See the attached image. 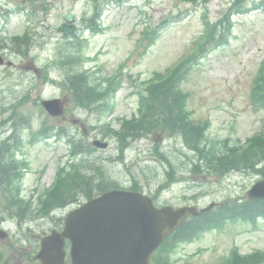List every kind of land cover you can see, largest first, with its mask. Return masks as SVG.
<instances>
[{"label":"rangeland","instance_id":"1","mask_svg":"<svg viewBox=\"0 0 264 264\" xmlns=\"http://www.w3.org/2000/svg\"><path fill=\"white\" fill-rule=\"evenodd\" d=\"M228 5V0H201L198 5L188 0H129L121 5L114 3L103 8L101 16L103 18L100 19L105 28L102 32L86 30L87 18L91 17L90 13L93 11L92 3L81 0L72 6L79 26L78 36H74V40L82 43L86 68L90 71L102 68V73L91 72L96 75H109L118 71L123 64L124 74L133 78L123 79V88L111 98L114 107L105 116L104 121L112 122L113 126L118 128L120 126L118 117H131L138 105V95L128 93L133 88L130 85L131 81L136 80L139 86L155 72L165 71L174 66L191 51L194 41L203 34L205 17L217 20ZM84 14L87 18L83 17ZM175 15H180L181 18L165 26L155 43L146 48V42L141 39L144 27L156 25ZM95 19V24H98L96 16ZM233 21V34L230 36L229 44L217 48L207 46V51L199 55V62L191 67L183 82L184 89L190 93L188 106L193 111V118L197 121L209 119L211 139L218 137L223 142L229 141L231 144L239 140L244 142L256 132L264 131V107L257 106L251 93L257 69L264 59V7L259 6L246 14H236ZM57 36L62 38L63 35L57 33ZM54 50L55 47L49 53L52 55ZM9 86L11 85L0 86L5 87L3 89L5 91L0 93V107L8 106L7 101L15 99L16 96L20 98L29 88L28 85L18 89ZM38 92L36 88V91L30 94V99L34 100ZM43 92L44 97L69 95L61 85L47 86ZM69 108L74 107L71 104ZM23 109L31 113L32 125H35V128L42 119L47 118V113L35 102L28 101ZM96 113L92 110H75V115L84 122L98 126L99 118ZM68 114L69 112L67 116ZM69 119L50 118L49 123L68 124L69 130L72 133L76 132L77 139L83 138L80 125L70 126ZM2 120L3 116L0 114V140L9 134V128ZM20 132L22 135H18V138L15 136L14 139L15 144L17 142L20 144L15 147V152L19 155V161L26 160L28 164L16 181L20 195L26 200L22 202L24 205L22 215L6 218L7 211H10L8 205L11 200H7L10 194L8 190L0 187V218L4 220L2 222L0 219V223L9 232L5 239H0V250L4 251L6 260L13 259L12 264H18L22 253L23 264H28L30 255H27L26 250L31 253L32 246L38 245L42 232L50 231L61 220L64 210L58 214H51L50 207H44L37 197L53 183L59 165H68L70 157L66 141L50 139L48 142L41 140L30 145L27 141L28 130L23 129ZM98 133L100 127L95 128L90 137L87 135L84 142L88 145L95 136L101 137ZM158 141L168 147L169 142L164 141V137L158 136ZM178 146L184 149L180 144ZM116 148L115 140H110L108 148H96L87 154L90 158L99 160L113 176L117 177L120 184L129 185L134 177L146 190H154L156 193L157 186L163 180L160 178L165 175L166 170L163 162L156 160L153 142L147 138L136 142L126 152L124 163L116 161L115 157L119 154ZM186 155L185 151L173 150L169 157L178 163V168H181L188 162ZM15 170L20 171L22 168L17 165ZM185 176L188 177L185 182L176 185L173 183V186L161 195L159 192L161 202L168 201L181 205L178 203L192 201L191 198L195 195H199L197 199H200L202 205L228 197L241 199L258 178L264 177V173L255 176L249 172L235 171L220 181L206 180L201 174L196 176L189 170L185 171ZM30 197H33L32 202H27V198ZM16 210L19 208L16 207ZM228 222L202 231L195 236L197 239L182 243L177 251L171 254L186 257L200 249L191 260L195 264H206L229 255L235 243L241 244L245 252L254 248L264 250V220L258 222V229H253L246 222L231 221L230 224ZM181 263L182 261L178 264Z\"/></svg>","mask_w":264,"mask_h":264},{"label":"trees","instance_id":"2","mask_svg":"<svg viewBox=\"0 0 264 264\" xmlns=\"http://www.w3.org/2000/svg\"><path fill=\"white\" fill-rule=\"evenodd\" d=\"M123 1V0H117ZM232 10L237 12H245L246 0H234L233 4L229 7L227 15L224 19H219V22L212 24L208 32V40L216 41L215 36L222 28H227L222 22H226L228 27L233 26L230 20V12ZM152 38L158 34L156 28H152L148 32ZM223 36V35H222ZM201 42L202 46L204 42ZM222 38L218 40V43H222ZM193 55L189 56L186 60L180 63L178 66L173 67L166 73L156 74L154 77L149 79L148 86L145 93H142V101L140 113L141 116L134 118L130 122L124 124L121 131L112 129L109 125H105L104 129L106 133L113 132L117 135H126V133H133L136 135L140 132H161L162 130L171 134L177 130H182L184 141L188 146L198 148L199 152L204 151V148H200L199 144L204 136V129L202 125L195 124L189 120V111L187 109V96L188 93L183 90L181 86L184 80L186 67L184 62H190ZM61 58L63 63L66 59H70V62H75L80 59V56L74 54L64 53ZM115 77H103L100 82L92 80L90 74L80 69L72 70L67 75L68 89L73 96L74 100L80 105L90 106L98 100L107 101L118 88L116 85ZM256 90L260 94V98L264 100V70L262 72V83L256 84ZM103 108L108 107L107 103L103 104ZM83 143L81 141H73V152L83 150ZM91 151V146H88ZM209 154V152H208ZM219 164H213L215 169L224 172L231 167H244V168H255L259 162L264 163V133L253 137L248 146L243 149L240 147H232L228 154H224L219 158ZM15 164L14 156L12 154L11 147L6 143L0 144V186L3 188H9L14 185L15 177L11 172ZM87 172L76 165L73 166L70 172H64L62 169L54 186L48 190L45 202L54 204H62L68 198L75 199V194L80 191L83 192L86 197H93L107 189L117 186V182L113 179L109 171L104 168L101 164L96 161H88ZM172 169V167H171ZM11 197L7 200H11L13 204H9L10 210L18 206L21 200L15 194L12 189L9 190ZM13 196V197H12ZM263 204V205H261ZM235 205V206H233ZM225 204L224 209L226 213L231 217H250L261 215L264 217V201L263 202H245L244 205L239 204ZM18 213V212H16ZM15 212L7 211V215H14ZM190 224L187 222L181 226L177 233H185L189 229ZM180 236V235H178ZM5 253L0 250V264H4ZM156 264H168L162 262L159 259L156 260ZM232 264H264V253H256L247 259H237L236 257L232 260Z\"/></svg>","mask_w":264,"mask_h":264},{"label":"water","instance_id":"3","mask_svg":"<svg viewBox=\"0 0 264 264\" xmlns=\"http://www.w3.org/2000/svg\"><path fill=\"white\" fill-rule=\"evenodd\" d=\"M44 104L53 114L63 111L59 99ZM94 143L107 146L100 140ZM247 196H264V180ZM195 212L191 206L158 208L142 193L113 189L73 210L63 232L43 240L40 256L46 264H65L64 240L68 237L72 264H150L148 257L154 248Z\"/></svg>","mask_w":264,"mask_h":264},{"label":"flooded vegetation","instance_id":"4","mask_svg":"<svg viewBox=\"0 0 264 264\" xmlns=\"http://www.w3.org/2000/svg\"><path fill=\"white\" fill-rule=\"evenodd\" d=\"M29 264H34V261H30ZM37 264H40V262H38Z\"/></svg>","mask_w":264,"mask_h":264}]
</instances>
